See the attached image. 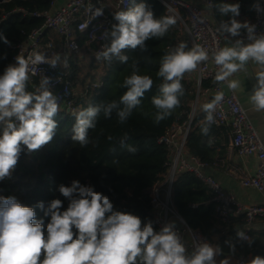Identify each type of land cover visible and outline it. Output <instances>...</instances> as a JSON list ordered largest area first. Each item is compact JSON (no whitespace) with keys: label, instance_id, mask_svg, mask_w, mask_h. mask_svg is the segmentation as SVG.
<instances>
[{"label":"clouds","instance_id":"1","mask_svg":"<svg viewBox=\"0 0 264 264\" xmlns=\"http://www.w3.org/2000/svg\"><path fill=\"white\" fill-rule=\"evenodd\" d=\"M253 7L257 12H264L258 3ZM218 9L222 15L230 14L232 18L222 21L217 32L239 37L243 29L250 43L236 39L234 43L211 52L199 44L189 48L184 41L171 47L161 58L156 73L163 82L158 94L151 98L155 109L151 115L155 124L169 118L180 106L185 94L181 82L185 74L196 71L209 59L217 68L214 82L227 83L233 92L240 87V81L231 77L246 72L250 62L256 64V83L248 99L255 111H264V34H256L255 24L235 19L240 14L238 3H222ZM93 15H102V9H96ZM114 19L118 23L102 34V38L110 43L95 53L97 61L108 64L114 59L126 63L129 58L123 54L124 50L138 47L146 50V41L163 38L177 24L174 16L156 18L145 3L116 12ZM0 40L11 46L3 34H0ZM15 61L0 75V180L11 176L25 147L29 153L38 151L52 141L58 127L54 117L60 106L58 97L50 88L52 78L41 77L38 87L28 91L30 73L35 75L37 65L42 63L53 68L58 64L68 66L67 58L62 59L58 53L48 57L36 52L29 59L17 55ZM130 67L131 74L121 85L127 90L118 100L90 105L72 113L75 117L72 140L81 148L93 143L89 130L96 128L101 114L105 119H111L115 114L118 123L124 124L140 107L145 93L152 89L154 81L150 75L140 73L138 61L134 60ZM223 100L224 93L220 91L210 102L203 104L205 115L199 125L202 136L209 135L216 123L214 113ZM112 139L108 137V140ZM128 139L125 134L119 141L120 147L135 153L137 148L127 143ZM212 143L213 139L209 138L207 144L211 146ZM59 192L69 204L61 211L62 201H51L45 212L50 215L46 238L43 222L36 219L32 207L22 205L15 197H0V264H216L215 257L221 253L218 246L203 242L188 254L174 222L156 232L151 221L142 225L136 215L113 211V204L107 196L78 180H73L70 186L61 184ZM38 207L43 208V203ZM237 236L248 239L244 231H238ZM219 264H229V260L225 258ZM248 264H264V257L257 255Z\"/></svg>","mask_w":264,"mask_h":264},{"label":"trees","instance_id":"2","mask_svg":"<svg viewBox=\"0 0 264 264\" xmlns=\"http://www.w3.org/2000/svg\"><path fill=\"white\" fill-rule=\"evenodd\" d=\"M213 1L216 12L219 10L218 5L226 2ZM252 1L248 2L251 7L255 5ZM50 2V0L0 1V34L11 42V46H8L0 40V75L7 65L12 64L14 45L24 40L30 31L44 21L41 17L32 16L30 12L49 9ZM139 3H145L156 18L171 16L158 0H131L128 8L112 12V25L118 23L114 19L116 12L126 11ZM14 9L17 10L9 13ZM25 11L29 13L25 15ZM212 13L214 14V9ZM179 26L180 22L177 19V24L163 38L146 41V50L139 47L135 50H124L123 54L129 58L126 63L115 59L111 64L102 60L97 61L96 56L87 51L84 39L79 37L81 50L69 58V63L74 86L81 89L82 94L86 93L85 98L82 100L79 98L81 108L118 100L127 90L121 85L124 78L131 74L130 65L134 60L138 61L140 73L150 75L154 83L152 89L142 98L140 107L134 110L126 123H118L115 114L111 119H105L101 114L97 119L96 128L89 130V137L93 143L87 147L81 148L72 140L75 117L72 115L73 112L60 107V111L54 117L58 127L52 141L38 151L29 153L26 147L22 150L11 176L0 185V197H15L22 205L32 207L36 219L43 222L45 238L47 224L50 222V215H45V212L54 199L62 201L61 211L67 209L69 200L59 192V186L61 184L70 186L73 180H78L84 186H91L94 191L107 196L113 204V211L136 215L141 219L142 225L151 221L154 231L159 232L148 190L154 183L163 180V175L168 170L166 163L171 157L172 150L167 145L159 143L158 139L175 122H183L189 118L199 89L196 75L192 72L186 73L181 81L185 94L181 97L180 106L158 125L153 122L151 114L155 109L151 104V98L158 94L159 86L163 82L156 73L163 55L171 47L176 46L177 39L181 37ZM51 35L59 41L57 34ZM187 44L189 48L192 47L190 43ZM209 86L210 81L201 83L199 98L202 91ZM36 87L37 81L33 80L32 83H28L27 90L34 91ZM212 98L210 95L207 101L210 102ZM145 112L150 115L145 116L143 114ZM204 115L198 103L187 137L186 149L202 161L213 164L214 135L219 129L212 125L209 135L202 136L199 125ZM125 134L129 137L127 143L137 148L135 153L120 147L119 141ZM109 136L113 138L111 141L108 140ZM209 138L213 139L211 146L207 144ZM211 197V190L195 173L181 171L175 176L172 185L173 205L191 228H199L214 247L218 246L221 249L220 257L235 254L236 250H239L242 257H247L250 253L252 259L257 255L264 257V246L259 237L254 236L251 241L241 242L237 239L238 229L228 230L225 225L218 222L215 216V203L211 201ZM41 202L43 208L38 207ZM193 203L197 206L192 207Z\"/></svg>","mask_w":264,"mask_h":264},{"label":"built area","instance_id":"3","mask_svg":"<svg viewBox=\"0 0 264 264\" xmlns=\"http://www.w3.org/2000/svg\"><path fill=\"white\" fill-rule=\"evenodd\" d=\"M50 1L51 7L49 9L30 12L32 16L41 17L44 21L40 26L30 31L24 40L14 45L11 63L16 62L15 57L17 55H23L29 59L36 52L45 53L48 57L54 53L60 54L62 59L66 57L67 67L62 64H58L55 68L47 63L37 65L36 74L30 73L29 82L32 83L33 80H36L37 85H39L41 77H51L50 88L58 97L60 107L75 112L82 107L79 98L82 100L86 95V93L77 94L70 74L69 58L81 50L79 37L84 39L87 51L95 55L102 49L103 45L110 43L109 40L102 38V34L106 30H111L112 12L117 9L128 8L131 0H68L58 7H54V0ZM158 1L165 6L169 15L174 16L180 22L179 34L181 37L177 39L175 45L184 41L192 46L199 44L211 52L218 47H223L226 41L234 43L236 39H243L244 42H250L247 40L246 31L243 29L239 37H231L227 33L220 34L217 32L220 23L230 19H221L218 25L214 26L209 19L207 10L193 0ZM201 1L210 10L214 9L213 0ZM257 3L264 9V0H256L255 4ZM98 8L102 9V15L94 16L93 13ZM19 9L23 10L22 8ZM16 10L14 9L9 13ZM28 13L25 11L24 14L27 15ZM251 19V24L256 25V34H264V12H257L253 7ZM51 33L57 34L59 41H56ZM216 71L217 68L211 59L199 65L196 70L198 94L203 81H210V86L204 89L203 93H208L212 97L217 92L222 91L224 93V100L214 113L216 123L213 125L228 128L230 149L237 151L240 155L257 157L256 171L253 174L240 173L238 179L243 186L253 187L264 192V141L252 124L238 95L233 91H225L224 86L227 83L218 84L214 82ZM192 120L193 116L189 115L187 120L175 122L158 139L159 143L171 148L172 154L166 163L168 170L163 175V180L157 181L148 190L156 222L160 230L163 226L174 222L175 230L182 238L188 254H191L199 243L207 242L214 246L199 228H191L186 223L172 202V185L175 176L181 171H191L211 190V201L215 203V216L218 222L225 225L233 217H240L245 227L239 231H244L248 239H240L238 236L237 239L241 242L251 241L250 225L257 219H264V202L253 204L240 202L232 191L225 189L213 176L204 171V167L208 163L190 154L186 149ZM6 180L8 177L0 180V185ZM196 206V203L192 204V207ZM218 258L217 255L215 257L216 264H219ZM249 261L248 258L242 257L235 259L232 264H248Z\"/></svg>","mask_w":264,"mask_h":264},{"label":"crops","instance_id":"4","mask_svg":"<svg viewBox=\"0 0 264 264\" xmlns=\"http://www.w3.org/2000/svg\"><path fill=\"white\" fill-rule=\"evenodd\" d=\"M67 1L68 0H54V7L61 6ZM193 1L207 10L209 19L214 24V26H217L221 19L232 18L230 14L222 15L219 10L216 12L215 6L213 14V10L207 8V6L201 0ZM248 2L249 0H228L225 3H238L240 5V14L239 16L235 17V19H237L241 23L245 21L252 23L251 8H253V6L251 7ZM252 2H254L255 4L256 0H253ZM230 43L232 42H224L223 47ZM244 43L247 44L250 42ZM247 68L248 70L246 72L236 73L233 77H231V79L240 81V87L235 91V93L238 95L243 107L247 111L252 124L258 131L259 136L264 141V111H255L253 105L249 102L248 99L250 94L252 93L253 85L256 83L255 74L258 70V66L250 62ZM192 73L196 75V71ZM224 89L227 92L230 91L227 87V84L224 86ZM201 96H203L202 101H200L201 97L199 98L198 94V99L194 102L193 112L190 115L194 116V111L198 103L199 108L202 110V106L203 104L208 102L207 98L210 96V94L202 92ZM218 129V133L214 135V163L207 164L204 167V171L207 174L213 176L214 179H216L225 189L232 191L240 202L244 204L264 202V192L253 187H245L240 183L238 179V174L240 173L253 174L256 171L258 165L257 157L240 155L237 151L230 149L228 128L218 127ZM225 226L228 230L238 229V231L245 227L240 217H233L229 223L225 224ZM250 229L252 237H259L262 244V240L264 238V219H257L255 222H253L252 225H250Z\"/></svg>","mask_w":264,"mask_h":264},{"label":"rangeland","instance_id":"5","mask_svg":"<svg viewBox=\"0 0 264 264\" xmlns=\"http://www.w3.org/2000/svg\"><path fill=\"white\" fill-rule=\"evenodd\" d=\"M75 90H76V92H77V94L78 95H81L82 94V91H81V89H79L77 86H75ZM202 98H203V96H201V99H200V101H202ZM262 244H264V238H263V240H262ZM264 246V245H263ZM239 250H236L235 251V254H228V255H226L225 257H220V254L218 255V259H219V262L221 261V260H223V259H225V258H227L228 260H229V264H232L233 263V261L235 260V259H237V258H242V256H240L239 255ZM243 258H248L249 260H252V254L250 253L247 257H243Z\"/></svg>","mask_w":264,"mask_h":264},{"label":"water","instance_id":"6","mask_svg":"<svg viewBox=\"0 0 264 264\" xmlns=\"http://www.w3.org/2000/svg\"><path fill=\"white\" fill-rule=\"evenodd\" d=\"M197 99H198V94H197L196 100H197ZM196 100H195V101H196Z\"/></svg>","mask_w":264,"mask_h":264}]
</instances>
